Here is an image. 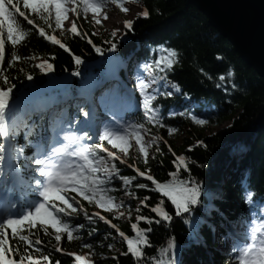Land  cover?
Returning a JSON list of instances; mask_svg holds the SVG:
<instances>
[{
	"label": "trees",
	"instance_id": "16d2710c",
	"mask_svg": "<svg viewBox=\"0 0 264 264\" xmlns=\"http://www.w3.org/2000/svg\"><path fill=\"white\" fill-rule=\"evenodd\" d=\"M137 1L150 15L132 20L133 28L124 31L121 39L116 40L110 34L99 31L93 19L89 16L85 19L81 13L79 18L74 17L79 34H56L65 47L41 37L34 25H28L22 17L17 16L25 30L31 29V32L16 46L5 40L6 55L4 63L0 65L3 69L0 72V83L3 75H7L9 84H15L12 100L9 101L15 103L30 99L29 95L22 97L24 91L52 82L55 92L29 101L15 111L19 112V119L31 121L42 112L31 113L37 106L42 108L52 100H58L63 94L67 93V98H72L71 93H75L88 97L91 101L93 86L105 78L120 80L131 91L133 85L128 79L129 75L135 73L137 65H145L161 55H167L159 52L160 46L175 48L179 53V62L167 75L171 82L179 85V91L176 90L174 97L160 95L154 107L160 106L163 123L177 131L169 134L168 127L147 125L151 129L150 136H160L163 140L151 147L152 155L147 164L140 154L130 158V164L135 167L116 162L121 175H135L137 179L127 188L122 187V182L119 185L112 183L111 186L118 190L110 195L119 199L121 193H130L127 200L132 210L140 209L139 212L136 211L137 216L156 219L161 218L151 212V207L159 200H164V207L173 216L170 223L161 220L158 224L153 222L148 225L139 219L136 222L140 228L152 229L148 233L152 247L145 249L146 256H159L160 248L166 247L167 241L174 237L177 242L176 259L183 260L184 264H230V253L222 251L221 247L222 239L229 231L228 226L236 222L252 225L250 220L260 222V200L264 197V79L239 56L234 46L220 35L189 0ZM20 5L22 6L21 3ZM22 10L36 24L45 27L48 34L56 33V29L48 28L36 14L23 9V6ZM109 41L117 45L115 51L108 50ZM96 48H100L102 53L97 52ZM13 52L22 59L11 62ZM76 57L81 58V64L77 65ZM38 60L50 63L52 71L47 75L40 73L36 68ZM77 71L79 75L75 74ZM151 72L155 73V68ZM229 73L232 75L229 76ZM29 75L31 80L28 79ZM221 75L225 76L224 81H220ZM162 84L163 82L158 86L163 91ZM126 96L129 95L125 92L123 100L126 102L127 99V106L130 107L127 111L128 120L132 123L145 122L140 99ZM172 110L188 114L173 116L170 114L173 113ZM193 114L208 122L203 125L195 123L191 119ZM71 115L72 112L69 115L72 119ZM224 123L228 124L221 129H210L225 125ZM94 127L91 129L94 130ZM19 143H25L22 136ZM156 147L160 148L159 152ZM178 155L186 157L191 175L203 185L202 204L193 206L192 213L184 214L183 218L175 215L170 200L155 190L152 181L147 180L146 176L140 177L135 171V168H139L147 173L150 168V174L156 181L166 182L171 179L169 173L176 171L173 161ZM19 164L21 167L22 161ZM180 175L188 174L181 169ZM243 177L249 179L255 193L256 203L251 208L242 198L240 181ZM137 183H146L149 187L139 189L135 186ZM145 197L149 199L141 204L140 201ZM81 204L95 221L90 223L84 214L70 218L74 226L85 224L84 229L73 233L83 239L68 242L67 234H62V240L57 242L55 232L49 229L50 234H45L41 226H37L30 235V239L42 241L39 247L43 249V254L49 255L51 264H56L57 261L59 264H78L75 255L68 253L85 255L93 264H137L132 254H124L127 252V244L117 230L92 214L91 206L94 204L84 200ZM217 209L225 214L227 222L218 215ZM105 216L126 235H135L131 223H125L108 213ZM197 219L215 222L217 232L213 233L204 224L201 228L203 242L189 247L187 242L191 225L184 221L191 220L195 223ZM89 232L92 234L89 235ZM25 234H28L27 231ZM11 242L13 245L19 244L21 252L24 251V242L15 239ZM85 243H92L93 249L84 248ZM109 244L114 247L109 248ZM57 247L62 250L57 251ZM33 254L41 256L40 253ZM163 258L168 259V255L165 254ZM152 264H155L154 259Z\"/></svg>",
	"mask_w": 264,
	"mask_h": 264
},
{
	"label": "snow or ice",
	"instance_id": "6c2138e0",
	"mask_svg": "<svg viewBox=\"0 0 264 264\" xmlns=\"http://www.w3.org/2000/svg\"><path fill=\"white\" fill-rule=\"evenodd\" d=\"M22 2L23 9L30 10L31 13L43 21L44 25L52 29L63 30L66 22L69 23L70 30L73 33H78L76 20H69V13H74L76 18L83 13L84 18H88V14H92L94 23L101 24L102 20L99 18L103 15V19H108L105 12L106 5L110 0H0V65L5 61L6 47L5 40L9 41L13 46L20 44L31 32V29L25 30L21 22L17 19L22 17L28 25H34L38 34L46 38L53 44L65 47L61 39L57 38L55 34H48L45 27L36 24L35 21L26 15V12L21 10L20 3ZM116 2V0H111ZM121 9L127 13V8L123 3L120 4ZM142 16L148 17L150 15L147 9L143 10ZM125 31L133 28V21H125ZM119 29L112 32L115 37ZM91 42V41H89ZM110 43L109 51H115L117 45ZM97 52H101L100 48H96ZM161 55L158 59L151 63H145V70L155 68V73H150L152 79L148 82H140L136 87L140 96L142 97V108L145 122H127L121 125L120 121H116L119 127H109L105 125L102 131L96 133L98 142L87 143L93 139L89 131H84L82 135L77 134V131L72 130L71 123L67 128L60 127L53 129L50 137L41 135L36 141L31 137L35 132V125L29 124L27 121L20 120L15 111L10 110L9 101L12 100V91L15 84H9V77L3 75L2 83H0V177H4L5 171L14 172L19 176L20 170L17 165L21 157L26 151V148H33V155L31 157H24L27 165H35L31 168L33 172L32 179L36 185L38 196L26 204L24 209L17 213L7 214L3 219H0V264H51L49 255L43 254V249L39 247L42 243L39 239H30L33 230L37 229L40 225L45 234L49 233V226L55 230V241L62 240V234H67L68 242L73 240L83 239L82 236L73 233L78 232L85 228V224L80 223L73 225L70 218L78 216L80 211H83L84 217L90 222L95 223L93 217L84 210L83 205L77 200V196L82 197L83 200L88 201L89 204L95 203L100 208L112 212L116 209L119 216H124V212L120 211L125 207L124 201H117V197L110 195V193L117 191L112 187L114 177H118L123 182L125 188L137 179L135 175L127 176L121 175V170L116 166L115 161L120 160L125 163V160L117 154L116 151L110 150L105 147L104 141L111 146L112 149H118L124 157L129 155V149L133 146V141L138 145L136 151L142 154L145 164L148 163L149 149L163 140V137L152 136L151 139H146L151 133V129L147 125H157L159 127H168L169 134L176 132L177 129L167 126L163 123L161 117L160 107H153V102L156 101L159 95L171 96L172 92L166 89L171 88L179 91V85L171 82L168 79L167 73L173 69L174 65L179 62V53L175 48H168L160 46ZM35 58V57H33ZM22 57L15 52L12 53L11 62L21 60ZM77 65L82 63L80 57H76ZM40 68L50 71L52 65L47 61L39 65ZM0 72L3 69L0 68ZM79 75V71L75 73ZM232 74L229 73V76ZM28 79L32 77L29 75ZM140 77H138V80ZM220 81L225 80V76L219 77ZM154 91L149 92L148 89L151 85H160ZM219 86V85H218ZM235 87V84H233ZM171 115L185 116L186 112H173ZM88 111H83V117H89ZM191 119L200 125L206 124V119L200 118L197 115H191ZM85 128L91 127V122L85 120L83 122ZM24 133L25 143H19L20 134ZM201 144L203 141L200 142ZM159 152L160 148L156 147ZM106 154V155H105ZM176 171L169 173L171 179L166 182H159L154 179L150 174L151 169L141 171L135 168L136 173L140 177H147V180L152 181L155 190L163 195V197L170 200L171 205L174 207L175 215L177 217H184V214H191L193 206L202 204L201 195L203 185L194 176L191 175V168L186 157L182 155L176 156L173 161ZM129 167H135L130 165ZM183 169L187 176H181L180 171ZM38 174V178H37ZM242 188V198L247 206H254L255 193L251 188L249 179L243 177L240 181ZM139 189H146L149 187L146 183H137L135 185ZM73 193L77 194L74 196ZM11 190L6 191V195H10ZM130 193H126L129 195ZM42 197V199H40ZM211 198V196H210ZM223 198V194H221ZM149 197H145L140 201L144 204ZM261 208H264V197L260 200ZM129 213L131 206H128ZM70 210V211H69ZM140 211L139 208L136 209ZM218 215L224 222H227V217L219 209L216 210ZM151 212L158 214L161 219L149 218L143 215L138 217L139 221H145L148 225L153 222L160 223L161 220L170 223L173 216L164 207V200L161 199L158 203L151 207ZM101 220H105L112 228L116 229L119 236L126 241L127 252L132 254L137 264H152L153 259L155 264H184L183 260L176 259L177 256V242L173 237L167 241L166 247L160 248V255L157 257L146 256L145 249L152 247L148 233L152 231L151 227L140 228L137 223L131 225L135 230L134 236H128L125 232L121 231L116 224H112L110 220H106L99 212L94 213ZM43 217V218H42ZM260 222L257 224L254 220L249 223L252 227L248 230L246 235H240L236 238L231 248L232 260L230 264H264V216L259 218ZM191 225L189 232L187 246L199 245L203 242L201 228L207 224L209 230L213 233L217 232V224L215 222L208 223L206 220L197 219L195 223L191 220L184 221ZM9 229H11V237H9ZM27 231L28 234H25ZM95 229L92 230L94 232ZM89 232V235L92 234ZM18 240L25 243L24 251L21 252L19 244L13 245L12 240ZM109 248L114 245L109 244ZM84 248L93 249L92 243H85ZM31 249V250H30ZM57 251L62 249L57 247ZM40 253L41 256L37 257L33 254ZM75 255V260L78 264H93V262L85 255ZM168 255V259H164V255ZM17 256L19 258L17 259ZM59 264V261L56 262Z\"/></svg>",
	"mask_w": 264,
	"mask_h": 264
},
{
	"label": "water",
	"instance_id": "95a60500",
	"mask_svg": "<svg viewBox=\"0 0 264 264\" xmlns=\"http://www.w3.org/2000/svg\"><path fill=\"white\" fill-rule=\"evenodd\" d=\"M264 79V0H189Z\"/></svg>",
	"mask_w": 264,
	"mask_h": 264
},
{
	"label": "rangeland",
	"instance_id": "374dc122",
	"mask_svg": "<svg viewBox=\"0 0 264 264\" xmlns=\"http://www.w3.org/2000/svg\"><path fill=\"white\" fill-rule=\"evenodd\" d=\"M121 3H123L127 8H129V11L127 13H125L121 9V7H120ZM142 11H143V7H142L141 3L139 1H137V0H117L115 3L109 2L106 5V7H105V12L107 13L108 17L111 16V18L115 19V21L117 23V26L110 27V25L107 24L108 22L106 23L107 19L106 20L103 19V15H101L99 17L102 20V23L101 24L94 23V24L99 29V31H103L106 34H110L111 36H112V32L114 30L119 29V32L117 33V35L115 37L112 36L114 39H119L122 36V34H123L124 30H125V23L124 22L128 21V20H134L137 17L142 16L141 15ZM89 15L92 18V14L89 13ZM74 17H75L74 13H69V20L70 21L73 20ZM55 32H56L55 35L56 34L57 35H63L65 33H67V32H71L69 23L66 22V26H65V28L63 30L56 29ZM42 62H44V60H38L36 62V68L38 69V71L40 73H48V72H50L51 70L50 71H46V70H44V69L39 67V65ZM136 75H137V77L133 81L136 86L140 82H148V81H150L152 79V77L150 76L149 71H146L144 67H138ZM138 77H140L139 80H138ZM136 89L138 91V87H136ZM168 89H169V91L173 90V92H175V90L173 88H171L170 86L168 87ZM154 90H155V84L151 85L150 88L148 89L149 92H152ZM116 92H117V94L123 93V89H122V87L120 85L117 87ZM110 101H112L113 104L111 106H106V103H105L106 101H104V100L101 101V99H97V103H99V105L103 106V108L104 107H109L110 111L112 112V116L116 118V121H119V119H121L122 116H123L122 112L124 110V106H122V103H121L119 98H118V101H117V98H113ZM117 106H119V108H117ZM49 121H50V118H49ZM55 122H56V125L49 126V128H48V131L50 130L49 132H52L53 129H59L60 127L64 126L63 123L60 120L58 121L57 119H55ZM224 124L225 125L221 124L220 127H216V128L215 127H210V129H212V130L221 129V128L225 127L228 123H224ZM105 125H107L109 127H119L118 125H116L115 121H107V123ZM104 126H102V130H103ZM151 138L152 137L150 135L146 136V139H151ZM137 147H138V145H136L135 142L133 141V146L129 149V155L126 156V157H124L123 154L120 153L118 149H112V148H109V149L112 150V151H116L117 154L119 156H121L125 160V163H121L120 160H118V163H120L122 165H129L130 166L131 165L130 162H132L130 160L131 156L135 155V154H137V155L139 154L136 151ZM151 155H152V151H151V148H150L149 149V157H151ZM140 156H142V154H140ZM122 187H124V184H123ZM34 189L36 190V187H34ZM119 200H123L124 201L125 207L120 210V211H123L125 213L124 216H119V214L117 213L116 209H113L112 212H108L107 210L104 209L105 213L111 214V215H113L114 218H118V219L124 221L125 223H131V224L136 223L138 221V216L136 214V211L132 210V208H131L130 213H129L128 206L131 205V204L128 203L127 195H124L123 193H121L120 198L117 199V201H119ZM96 212H98V211H95V213ZM80 214L83 215V211H80ZM262 216H264V208H262ZM239 229H240L241 232H243V233L245 232V234H246L247 226L245 224H240L239 225ZM234 242H236V241H232L231 240V241H227L226 243H227V245H229L230 248H232V245H233Z\"/></svg>",
	"mask_w": 264,
	"mask_h": 264
},
{
	"label": "bare ground",
	"instance_id": "6f19581e",
	"mask_svg": "<svg viewBox=\"0 0 264 264\" xmlns=\"http://www.w3.org/2000/svg\"><path fill=\"white\" fill-rule=\"evenodd\" d=\"M107 22H108V23H107ZM106 23L109 24L110 27L117 26V23H116L115 19L111 18V16L106 20ZM52 34H54V33H52ZM116 85H117V84H116ZM127 90H128V88H125V89H123V92L125 93ZM119 97H122V96H119ZM101 101H102V99H101ZM107 102H108V100H107ZM76 110H77V112H79L78 109H76ZM47 116H48V115H47ZM39 117H41V115H40ZM48 117H49V116H48ZM48 127H49V126H48ZM149 158H150V157H149ZM234 231H235L236 233H238V232L240 231L239 227H236V228L234 229Z\"/></svg>",
	"mask_w": 264,
	"mask_h": 264
}]
</instances>
